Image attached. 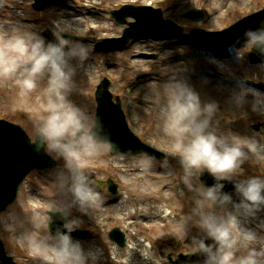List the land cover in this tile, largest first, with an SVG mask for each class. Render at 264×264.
Listing matches in <instances>:
<instances>
[{
    "label": "clouds",
    "instance_id": "clouds-1",
    "mask_svg": "<svg viewBox=\"0 0 264 264\" xmlns=\"http://www.w3.org/2000/svg\"><path fill=\"white\" fill-rule=\"evenodd\" d=\"M73 27H57L51 39L21 27L0 31V79L11 80L24 96L39 89L43 110L32 122L33 140L61 161L53 170L57 198L46 214L28 216L27 227L21 225L15 239L40 264H108L102 245L72 235L81 227L74 210L85 215L101 199L86 168L101 149L96 122L72 99L78 75L94 68V52L71 34ZM234 46L237 52L247 48L264 64V19L245 26ZM177 50L187 55L190 49L179 45ZM235 64L238 60L187 61L158 87V126L191 194L189 211L177 222L178 239L200 256V264H264V225L258 222L264 211V178L242 172L243 161L257 154V143L236 133L222 134L215 120L220 103L214 92L225 94L234 109L264 113V91L238 74ZM204 175L213 183H203ZM55 221L59 223L53 227ZM133 250L145 264H163L162 257L142 247L121 251L118 259L128 264Z\"/></svg>",
    "mask_w": 264,
    "mask_h": 264
},
{
    "label": "rangeland",
    "instance_id": "rangeland-1",
    "mask_svg": "<svg viewBox=\"0 0 264 264\" xmlns=\"http://www.w3.org/2000/svg\"><path fill=\"white\" fill-rule=\"evenodd\" d=\"M5 1H7V4L9 3V0ZM74 1L82 0H72V3H75ZM96 1L98 3L101 2L100 6L98 7V11L95 10L98 14L96 16L93 14V11L88 12L79 10L78 8L80 7H74L75 10L71 11L70 9H72V7L70 6L72 5V3L69 0H59V3H55V5H52L45 11L41 12H37L29 8L20 7L17 13H12L11 11L4 9L2 7V4L0 3V31H3L7 28H12L5 27V24L14 22V27L18 26L26 30L35 31L42 34L45 30L58 26V23H63L64 27L69 24L73 25L74 27L72 29V32L76 33V37L77 39H79L78 35H82V32L83 37H86L85 35L93 34L84 32L85 26L83 22L88 21L90 23L94 22L95 25H104L105 27H109V29H111L109 31L98 30V35L100 36H121L123 30L128 27V23L132 20L126 19L125 24H118L110 14H103L104 12L100 11L101 8L110 10L108 6H111V3L113 1ZM23 3H26V1H23ZM206 4L207 6L211 5L209 1L205 4L203 3L202 6H205ZM224 6L225 5H220L219 3H217V12L214 14L213 20L217 16L223 15L225 13ZM262 6L264 5H261L259 8H261ZM200 7L201 6L198 3V0H185V2L181 6L166 3L162 5V7L155 6V9H160L163 19H175L180 24L181 22L189 24L193 22L185 19L183 15L192 10L198 11ZM255 7L256 6L253 4L252 9L246 8L247 14L255 11ZM51 8L56 10V21L51 19V17L49 18L45 15L47 10ZM224 16H230L228 17V20L230 19L229 21H231L234 20L235 15L233 16V13L230 12L224 14ZM227 22L225 24H227ZM83 41L89 43L90 47H92L94 55L90 59L92 65H94V68L90 74L81 73L84 78L86 77L85 80H79V77H77V93H85V95L84 98L80 100L76 97V93L72 97L73 101L77 105L85 109L95 119V105L92 106L94 101L95 87L98 82L106 77L111 81L110 91H112L115 95H120L122 99V107L125 110V113L128 114V119H126L130 128H132L137 135H139L144 141H147V143L149 144H151V141L154 140L158 142L159 138L168 146L167 140L162 136V133L158 126L159 121L156 116L158 112L159 99H161V96L158 93V87L160 82L162 81L160 75H169L173 73L174 71L178 70V68L184 62H199L202 58H211L201 57L194 49L190 48L187 55H181L178 54L177 46H175V44L172 45L171 43H164L159 41L156 42L150 39L133 43L124 51L109 53L96 52L92 45L93 42L86 39H84ZM248 52V49L244 48L240 50L235 57L232 55L231 57H226L225 59H220L219 57L215 60L224 61L230 64H233L238 60V64H235L236 68H244ZM139 53H143L145 55L138 56ZM153 54L156 55V59L151 58ZM240 57L244 58L240 59ZM200 68H202V65L198 64V70ZM249 68L250 67H248V69L245 68L241 75H244L245 78H248L251 81L264 82L263 65H255V67H252L251 69ZM192 79L193 82L196 81L195 76ZM37 94H40L39 89L27 96H24L27 100V104L24 103L20 105L15 101L12 83L9 80L0 79V117H7L11 119L16 124L22 126L27 131V133L31 137H33L31 132L32 123L24 119L23 117H20L19 113L22 111V109H25L24 111L31 110L30 108H33L40 104L39 99L36 97ZM213 95L220 103V111L217 113V116L215 118L219 131L225 135L236 133L243 138H251L257 143V154L248 155L247 159H245L242 163V172L249 176H253L256 173H261L256 169L254 165L255 163L259 162L264 167V127L261 130L260 135L250 130V125L259 124L258 122L260 120L251 124L240 123L238 125L229 127L228 124L223 121L218 122V120L221 118L224 121H227L228 118L235 117L237 115H252L257 112L248 110L247 107H245L244 109H234L226 103L225 94L214 92ZM153 103L155 106L153 105ZM107 151L108 145L101 143L99 155L88 161L100 165L103 164L104 166V162L108 163L112 159H114L115 161H117L118 159L121 165L133 170H137L136 174H132L134 178H130L129 176L125 177L126 182H128V187H126L125 182V187L127 189L124 192H128L132 187L137 188L136 191L140 196H135V201L140 200V204H142V201L146 202V213L149 223L151 222L155 224V222H160L158 220L159 218L162 219L165 211L176 210L183 215H185L189 211L191 194L187 192L182 183V169L181 166H176L177 158L175 156H172L171 158L165 157L160 161H156L154 157H150L145 154H142L141 156H134L132 158H111L107 154ZM103 169V167L100 168L99 173L88 172V174L92 176L94 186L96 181H105L108 178H112L113 174L111 172L105 174L103 172ZM141 169H145L147 170V172L142 173L140 171ZM114 178L116 179L115 176ZM115 179L114 181H116ZM25 181L26 182L24 185V189L26 194H23L22 202L11 206L7 214L0 216V236L3 240L6 239L4 224L7 220H10L15 227L17 225L18 228H16L18 230H22L21 225L19 226L18 224L19 218L23 220L27 219V215L23 210V206L26 201H29L32 206L41 208L37 214H45V209L48 210L51 202L53 201L52 199H50V197H52L54 194H51L46 189L47 186H50L51 189H49L55 191L52 183L53 170L45 171L43 173H30ZM96 190L99 192L101 198L99 206L90 209L88 211V218L81 219V222L98 225L102 232L113 225L119 226L122 230H125L124 226L126 225L123 223L124 220L122 218L123 216H125L123 214L124 212L120 211L118 213V210H120L123 206L119 207V205L123 200H126V197H129L131 205L134 206V202H132L134 197L127 196V194H125L119 203H111L110 205H108L110 197L105 194V191H102V189L98 190L96 188ZM135 195L137 194L135 193ZM105 201H108V204L104 203ZM138 207L140 208L141 205H138ZM96 209H100V215L94 213V211H97ZM103 209L106 210L104 211ZM124 209L130 211L131 208L127 209V207H124ZM156 215H158V219L154 218ZM23 216H25L26 218L24 219ZM177 222L178 221L170 218L169 221L166 220L163 222V224L168 223L170 227L173 226V229H177ZM258 222L261 225H264V211L258 213ZM255 223L256 222H254V226ZM22 225L24 227H27V222L24 221V224ZM164 234L166 235V233ZM124 235L126 238V242L128 240V247L123 250H120L118 248L114 249L112 243L106 238V236L104 237L103 235L102 238L94 240L93 242L104 247L107 253V260H110L111 262H121L124 261L118 259V254L121 251L127 252V250L129 249L140 247L141 245L139 240L140 237H138L137 234L133 235V233L129 231L127 232V234L124 233ZM150 236L151 237H149V242H151L154 235ZM177 240L179 241V239ZM178 241H176V243L161 244L156 240L151 245L152 248L147 247L142 249L145 252H155L159 257L166 259L167 255H176V253L183 248V240L181 239V242ZM145 245L149 244L145 242ZM185 248L191 250L186 245ZM6 251L8 254L15 257V261L17 264H27L22 255H17V252L12 244L6 246ZM138 258L139 254L136 255L134 250L131 251L127 258L128 264H142V259L141 261H139Z\"/></svg>",
    "mask_w": 264,
    "mask_h": 264
},
{
    "label": "bare ground",
    "instance_id": "bare-ground-1",
    "mask_svg": "<svg viewBox=\"0 0 264 264\" xmlns=\"http://www.w3.org/2000/svg\"><path fill=\"white\" fill-rule=\"evenodd\" d=\"M90 1H92V5H86L87 7H92L93 3L95 2L94 0H90ZM111 1H113L111 4H117V3L123 2L124 0H111ZM209 1H210L211 5L208 6V12L210 15H214L217 12V8H216L217 3H219L220 5H225L224 6V10H225L224 14H227L230 12H234L236 10H238L240 12L247 11L246 8H252L254 2L262 1V0H209ZM154 3H159V0H153L151 2V4H154ZM238 5H239V7H238ZM243 6H245V7H243ZM55 14H56L55 10L50 9V11L47 12L45 15L49 18L50 17L52 18ZM218 17H220V16H218ZM219 22L223 23L222 20H220ZM219 22H217V24H219ZM83 24L85 26L84 31H86V32H92V33L98 34V30H101V31L111 30V29H109V27H105L104 25L100 26V25H95V24H89L90 26H87V23H85V22ZM78 77H79V80H85V78H86V77L84 78V76H82L81 74H79ZM128 201H129V199L126 198L125 201L121 202L119 207H122L124 204L130 205V203Z\"/></svg>",
    "mask_w": 264,
    "mask_h": 264
},
{
    "label": "water",
    "instance_id": "water-1",
    "mask_svg": "<svg viewBox=\"0 0 264 264\" xmlns=\"http://www.w3.org/2000/svg\"><path fill=\"white\" fill-rule=\"evenodd\" d=\"M36 151H38V149L40 148V146L36 145L33 147Z\"/></svg>",
    "mask_w": 264,
    "mask_h": 264
}]
</instances>
